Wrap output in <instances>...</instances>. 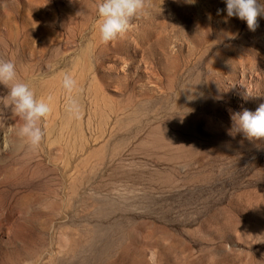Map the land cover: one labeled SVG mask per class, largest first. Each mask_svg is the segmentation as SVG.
I'll list each match as a JSON object with an SVG mask.
<instances>
[{
	"label": "rangeland",
	"instance_id": "obj_1",
	"mask_svg": "<svg viewBox=\"0 0 264 264\" xmlns=\"http://www.w3.org/2000/svg\"><path fill=\"white\" fill-rule=\"evenodd\" d=\"M98 3L0 0V58L54 98L33 148L0 85V264H264V141L230 134L264 104V13L150 0L105 44Z\"/></svg>",
	"mask_w": 264,
	"mask_h": 264
},
{
	"label": "clouds",
	"instance_id": "obj_2",
	"mask_svg": "<svg viewBox=\"0 0 264 264\" xmlns=\"http://www.w3.org/2000/svg\"><path fill=\"white\" fill-rule=\"evenodd\" d=\"M150 0H99L97 11L100 17L99 32L102 42L108 44L127 33L134 17L145 12ZM228 17H238L246 21L250 30H255L258 17L264 13V4L260 0H226ZM51 67V66H49ZM0 85L7 89L6 99L11 102L12 112L24 123L18 130V136L37 148L45 138V130L40 121L53 111V96L38 98L29 83L18 78L17 66L11 59L0 58ZM63 88L69 93L78 91V82L69 72L64 73ZM246 98V97H245ZM192 98L189 97V100ZM66 111L74 119L83 115L79 99L69 96ZM230 134L243 133L252 141H264V104L255 110L243 109L231 114ZM4 147L9 146L7 134L4 135Z\"/></svg>",
	"mask_w": 264,
	"mask_h": 264
}]
</instances>
